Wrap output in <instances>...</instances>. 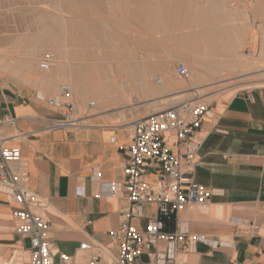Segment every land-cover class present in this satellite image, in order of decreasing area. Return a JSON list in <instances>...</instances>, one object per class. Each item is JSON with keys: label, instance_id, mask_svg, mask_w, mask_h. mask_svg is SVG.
Returning <instances> with one entry per match:
<instances>
[{"label": "crops", "instance_id": "obj_1", "mask_svg": "<svg viewBox=\"0 0 264 264\" xmlns=\"http://www.w3.org/2000/svg\"><path fill=\"white\" fill-rule=\"evenodd\" d=\"M36 92L0 80V122L8 114L16 119L0 124V137L19 147L18 166L28 171V187L46 203L52 247L72 256L73 264H88L92 255L100 256V264H116L117 242L110 230L127 221L145 229L159 216L154 203L143 204L140 216H131L130 201L110 187L125 181L126 147L133 122L145 109L126 106L80 127L49 129L45 119L58 118L61 111L38 102ZM121 113L129 121L114 124ZM167 137L172 144L174 136ZM196 137L200 145L191 174L214 194L207 203L191 204L164 222L166 231H186L198 239L188 251L183 240H160L143 249L134 264H152L154 251L183 264H264V87L211 103ZM161 174L159 164L146 163L149 182L157 184ZM20 208L0 189V263L15 261L16 252L30 254L29 241L15 231L13 211ZM83 243L92 248L82 249Z\"/></svg>", "mask_w": 264, "mask_h": 264}, {"label": "rangeland", "instance_id": "obj_2", "mask_svg": "<svg viewBox=\"0 0 264 264\" xmlns=\"http://www.w3.org/2000/svg\"><path fill=\"white\" fill-rule=\"evenodd\" d=\"M215 3L224 9L223 12H228L229 17L222 23L203 21V13ZM142 5L134 0H0V80L6 84L31 87L50 96L59 93L61 84H71L69 100L76 104L75 116H83L82 124L93 122L91 118L103 112L126 106L145 109L137 119L183 100L211 104L228 100L240 92L264 87V62L253 58L261 50L259 41L264 35V0H162L159 6L162 18L152 25L132 16L136 10L144 8ZM171 17L174 20L171 21ZM216 24L231 26L235 30L229 37V45H214L203 35L206 27L215 31L218 28ZM77 33L78 44L70 43L69 36ZM19 38L24 41L17 43ZM50 39H59L65 54L52 51ZM134 50L148 53L147 64L144 67L129 65L120 68L118 84L113 85V89L109 88L105 98L87 91L85 95L77 92L73 78H81L85 85L96 84L100 78L104 80L102 69L118 68L119 61L128 59ZM47 51L56 55V64L45 72L38 66L41 56ZM32 52L36 54L35 61L13 66L14 58H25ZM64 56L68 63L65 75L55 76ZM181 63L188 68L187 76H181L177 70ZM207 64L221 69L229 67L217 73L228 71L229 78L215 82L206 76ZM148 73H167L173 81L172 87L162 90L151 84L141 85ZM42 77H54L53 86L45 87ZM36 80L38 82H33ZM136 100L138 103L134 104ZM91 102L95 105L91 106ZM121 114V117L112 119L114 124L129 121ZM28 258L29 255L16 252L15 261L9 264ZM83 258L82 252L79 260L83 261Z\"/></svg>", "mask_w": 264, "mask_h": 264}, {"label": "built area", "instance_id": "obj_3", "mask_svg": "<svg viewBox=\"0 0 264 264\" xmlns=\"http://www.w3.org/2000/svg\"><path fill=\"white\" fill-rule=\"evenodd\" d=\"M56 64V55L47 51L39 60L42 71H50ZM181 76L188 75L184 63L177 68ZM71 85L63 83L55 96L36 92L35 99L54 110L61 111L58 118H46L47 128L80 127L83 116H75L76 104L69 100ZM91 106L95 103L91 102ZM210 104L200 100H183L173 106L164 108L150 116L139 118L133 122L130 144L126 147L128 158L124 166L125 181L122 185L111 183L113 192L120 191L130 201L131 216H140V208L145 203H154L159 216L151 219L145 229L134 226L129 221L118 228L110 230L109 236L117 242L118 258L116 264H134L141 251L155 247L160 240L175 242L184 241V250L191 249L198 239L188 232L165 230L164 219L185 209L191 204H205L214 189L193 180L191 172L195 165V156L200 142L196 134L201 127ZM15 118L5 115L0 124H11ZM167 134L174 136L172 144ZM115 134L111 141L115 140ZM148 161L156 162L162 169L157 184L145 179V166ZM20 149L8 145L0 137V189L12 201L22 206L13 211L15 231L26 238L30 245L29 258L15 264H73V257L56 251L48 235L51 221L44 209L46 203L28 187V171L19 167ZM82 249H91L92 244H81ZM152 264H183L177 257L164 253L151 252ZM100 256L92 255L88 264H100ZM232 264H239L233 262Z\"/></svg>", "mask_w": 264, "mask_h": 264}, {"label": "bare ground", "instance_id": "obj_4", "mask_svg": "<svg viewBox=\"0 0 264 264\" xmlns=\"http://www.w3.org/2000/svg\"><path fill=\"white\" fill-rule=\"evenodd\" d=\"M45 1V0H44ZM54 0H52L53 2ZM138 3H142L143 7L144 8H140L139 10H136L135 11V14H133L132 16L133 17H136L137 19L141 20V21H144L146 22L147 24H150L152 25L154 22H160V18H162V12L160 10V4L162 3V0H134ZM173 2V1H172ZM171 2V3H172ZM219 2V1H218ZM169 3V1H168ZM175 3V1H174ZM221 3V2H219ZM78 5V4H77ZM164 5V4H163ZM61 6V5H60ZM229 7H230V4H229ZM235 7V6H234ZM231 8V7H230ZM240 8V7H239ZM233 9V8H231ZM236 9V8H235ZM241 9V8H240ZM224 9H222L218 4H213L210 8H208L204 13H203V17L201 18L203 21H206L208 23H222L225 19H227L229 17V13L228 12H223ZM230 10V9H229ZM243 10V9H242ZM74 11V10H73ZM230 12V11H229ZM248 12V11H246ZM165 13V12H164ZM168 13V12H167ZM173 13V12H171ZM233 13V12H232ZM174 14V13H173ZM231 14V12H230ZM168 15V14H166ZM172 15V14H171ZM130 16V15H128ZM132 17V19H133ZM165 17V16H164ZM129 18V17H128ZM131 18V17H130ZM53 19V18H52ZM61 19V18H60ZM170 20H174V17H171ZM53 21V20H52ZM131 21V20H130ZM57 22V21H56ZM58 23V22H57ZM161 24V23H160ZM148 25V26H150ZM217 25V29H215V31H209L207 29V27L205 28V31L203 33V35L207 38L210 39V41L212 42V44L214 45H217V46H220V47H224L225 45H229V40H230V35L231 33H235L233 31V28L231 26H219L218 24ZM215 26V25H214ZM49 28V27H48ZM66 33V32H65ZM71 33V32H70ZM68 34V33H67ZM63 36V35H62ZM69 42L72 43V44H78V41H79V34H75V35H70L69 36ZM51 40V39H50ZM22 41H24L23 38H19L17 40V43H21ZM261 43V50L259 52H257V57H253V58H256L255 61L257 60V62H264V35H262L260 41ZM42 48V47H41ZM30 48H28L26 51V53H28ZM50 49L52 51H56L58 52L59 54L63 55L65 54V50L63 49V46L60 42L59 39H52L51 40V46H50ZM135 51V50H134ZM234 51V50H233ZM241 51V50H240ZM251 51H253V49H251ZM221 52V51H220ZM225 52V51H224ZM227 52V51H226ZM254 53V52H253ZM210 54V53H209ZM220 54V53H219ZM29 56L25 57V58H17L15 59L14 58V61L15 63H13V66L15 65H18V64H29L30 60H33L35 61V52H32V53H29L28 54ZM78 55V54H77ZM246 55V54H245ZM253 55V54H252ZM119 56L121 57V55L119 54ZM119 56L117 58H119ZM211 56V55H209ZM224 56V55H223ZM222 56V57H223ZM249 56V55H248ZM230 57V55H229ZM250 57V56H249ZM122 58V57H121ZM120 58V59H121ZM130 58V59H129ZM129 58L125 59V58H122L119 62V66L118 68H114L113 66H111L110 64V70L106 71L105 69H102L103 72H102V75L104 77V80H100L95 84V82L92 83V85H85L82 81L81 78L77 77V78H73L72 81L75 82L76 84V90L79 94H82V95H85V91L89 92V94L91 95H95V96H98V97H103L105 98L106 95L109 93L108 90L109 88L111 89V87L113 85H116L117 86V82L119 81V76L117 74V72L120 70V68H124L126 66H129V65H136L138 67H144L147 62H148V59H149V56H148V53L147 52H142V51H135L134 53L130 54L129 55ZM244 58V57H243ZM200 59V58H199ZM204 59V58H203ZM213 60V58H211ZM215 59V58H214ZM223 59V58H221ZM232 59V58H231ZM202 60V59H201ZM202 62L200 60H197V62ZM224 61V59H223ZM254 61V62H255ZM208 62V61H207ZM217 62V61H216ZM225 62V61H224ZM227 62V61H226ZM232 62V61H231ZM204 63V62H202ZM209 63V62H208ZM230 63V62H229ZM95 64V63H94ZM211 64V63H210ZM237 64V63H236ZM259 64V63H257ZM33 65V64H32ZM100 65V64H99ZM206 65V63H205ZM224 65V64H222ZM221 65V66H222ZM234 65V64H233ZM247 65V64H246ZM245 65V66H246ZM255 65V64H254ZM263 65V64H262ZM96 66H98L96 64ZM207 68L208 72H206V76L209 75V77H211L212 80H214L215 82H219V81H222V80H225L227 78H229V73L227 72H224V73H221L220 75H217L218 72L222 71L223 70H228L229 67H226V68H219V67H216L214 65H209L207 64ZM226 66V65H225ZM229 66V65H228ZM244 66V67H245ZM251 66V65H250ZM261 66V65H259ZM258 66V68H259ZM264 66V65H263ZM39 67V66H38ZM68 67V63H67V59L66 57L64 56L63 58V62L61 63V66L58 68L57 70V74L55 76H63L65 75V72H66V68ZM92 67V66H91ZM99 67V66H98ZM233 67V66H232ZM237 67V66H236ZM249 67V66H248ZM202 68V67H201ZM205 68V67H204ZM257 68V67H256ZM95 69L98 71L97 67H95ZM234 69V68H233ZM242 69V68H241ZM241 69H238L241 71ZM34 70V69H33ZM52 70V69H51ZM128 70V69H127ZM235 70V69H234ZM260 70V69H259ZM236 71V70H235ZM239 71V73H240ZM244 71V70H243ZM242 71V72H243ZM38 72V71H37ZM155 72V71H154ZM35 73V72H34ZM237 73V72H236ZM100 74V73H98ZM241 74V73H240ZM35 75V74H34ZM201 75L202 72H201ZM239 75V74H238ZM54 76V77H55ZM101 77V75H98ZM54 77H50V78H43L42 79V83H45L46 86L45 87H52L53 86V83H54ZM34 78V77H33ZM32 78V79H33ZM56 78V77H55ZM95 78V77H94ZM233 78V77H232ZM35 79V78H34ZM126 79V78H125ZM33 82H38L37 80L36 81H33ZM127 82V81H126ZM172 80L169 78V76L167 75V73H161V74H158V75H152L151 73H148L146 74L145 78L141 81V85L145 84V85H149L151 84L152 86H157L159 87L160 89H167V88H171L172 87ZM139 83V81H138ZM71 85V84H70ZM121 85V84H120ZM116 88V87H115ZM48 88H46V91H47ZM113 89V87H112ZM204 90V89H202ZM50 92V91H49ZM199 92V91H198ZM131 96H135V93H131ZM135 103H138V101L136 100L134 102ZM155 112H158V111H155ZM147 116H150V115H146L145 117ZM208 209V208H207Z\"/></svg>", "mask_w": 264, "mask_h": 264}]
</instances>
